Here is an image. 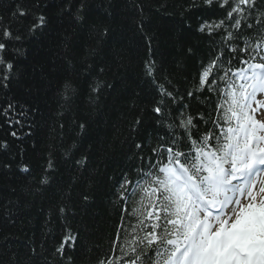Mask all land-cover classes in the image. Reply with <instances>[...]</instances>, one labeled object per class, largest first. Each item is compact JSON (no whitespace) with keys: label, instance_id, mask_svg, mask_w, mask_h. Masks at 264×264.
Segmentation results:
<instances>
[{"label":"snow or ice","instance_id":"obj_1","mask_svg":"<svg viewBox=\"0 0 264 264\" xmlns=\"http://www.w3.org/2000/svg\"><path fill=\"white\" fill-rule=\"evenodd\" d=\"M49 7L45 0H29L27 6L18 2L10 23L0 16V126L6 125L13 138H19L13 126H23L28 115L27 107L10 95L19 74L16 62L23 54L16 42L25 34L38 38L44 33L51 22ZM86 7V0H62L58 15L82 26ZM136 7L143 15V6ZM180 7L186 26L192 28L195 18V30L209 37V55L181 93L155 58V36L140 27L147 52L141 71L150 98L142 107L133 102L129 108L127 167L108 177L116 221L108 248L94 264H264V0H184ZM217 9L222 13L218 18L194 17L197 10ZM108 33L107 27L93 25L79 77L73 72L57 82L58 117L79 101L94 107L113 87L105 66L94 62ZM72 42L73 35L66 32L65 51ZM64 60L75 68L71 56ZM191 101L203 102L207 111L194 113ZM73 124L81 133L86 130L85 122L74 119ZM148 125L153 131L145 136ZM9 147L7 140H0V150ZM74 147L62 145L61 157L71 160ZM56 151L55 145L47 150L40 186L48 185L56 171ZM87 162V153L73 161L78 169ZM0 167L10 169L12 164ZM17 167L21 173L31 172L23 162ZM81 200L88 203L90 194L83 193ZM19 203L0 202L6 222L20 210ZM41 211L44 238L30 247L28 260L75 264L70 253L80 233L71 226L76 211L70 191Z\"/></svg>","mask_w":264,"mask_h":264},{"label":"trees","instance_id":"obj_2","mask_svg":"<svg viewBox=\"0 0 264 264\" xmlns=\"http://www.w3.org/2000/svg\"><path fill=\"white\" fill-rule=\"evenodd\" d=\"M18 2L27 6L29 0H0V16L5 17L6 24L11 22L12 9ZM45 2L50 5L47 9L51 18L49 27L38 38L25 34L24 39L16 42L23 54L16 62L19 74L10 95L27 107L28 115L23 126H13L18 131V139L8 134L6 125L0 126V140H7L10 145L7 150H0V164H12L10 169L0 167V202L20 201V210L11 217V222H6V213L0 209V264L12 261L15 264H45L42 257L33 262L27 255L33 243L38 246L44 238L41 208H47L69 191L76 211L75 216L70 217L71 226L80 233L76 250L70 254L75 264H94L96 256L108 248L116 221L108 177L118 176L120 170L127 167L125 136L129 108L133 102L142 107L150 98L147 94L150 86L144 82L141 71L147 52L140 27L155 36V58L181 93L191 86L200 61L208 57L209 37L195 30V18L192 28L186 26L180 7L184 0H86L82 26L58 15L62 0ZM137 4L143 6V15ZM201 14L205 18H218L222 13L219 9L197 10L194 17ZM93 25L109 30L94 62L105 66L106 79L113 87L106 90L94 107L79 101L78 107L58 117L57 82L73 72L79 77L82 68L79 61L85 45L92 43L88 34ZM15 27L14 24V30ZM66 32L73 35L67 51L63 48ZM189 48L191 54L187 52ZM65 55L73 58L74 69L68 68ZM82 85L86 91L87 80ZM191 104L194 113L207 111L203 102L191 101ZM74 119L86 123L83 133L73 124ZM59 123L65 125L63 130ZM152 131L153 126L148 125L144 135ZM70 144L75 145L73 157L64 160L62 145ZM53 145L57 149L56 171L51 174L48 185L40 186L42 164ZM84 153L88 154L87 167L78 169L73 161ZM21 162L30 167V173L19 171L17 165ZM37 188L40 190L35 191ZM29 189H32L31 195ZM83 193L91 196L86 204L81 200ZM28 203L30 207L26 206ZM48 244H52L51 238Z\"/></svg>","mask_w":264,"mask_h":264}]
</instances>
